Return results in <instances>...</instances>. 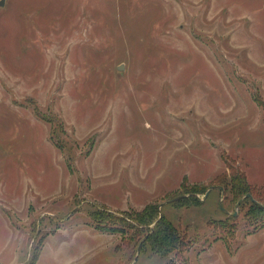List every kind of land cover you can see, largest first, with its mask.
<instances>
[{"label":"rangeland","instance_id":"1","mask_svg":"<svg viewBox=\"0 0 264 264\" xmlns=\"http://www.w3.org/2000/svg\"><path fill=\"white\" fill-rule=\"evenodd\" d=\"M0 3V264L43 237L37 264L129 263L137 246L90 213L154 202L190 241L170 264H264V224L219 184L264 185V0ZM39 115L62 120L70 164Z\"/></svg>","mask_w":264,"mask_h":264},{"label":"trees","instance_id":"2","mask_svg":"<svg viewBox=\"0 0 264 264\" xmlns=\"http://www.w3.org/2000/svg\"><path fill=\"white\" fill-rule=\"evenodd\" d=\"M39 117L51 125L50 141L57 148L66 150L68 164H70L75 160L72 154L74 148L73 145L69 146L67 141L62 142L61 140V134L65 133L62 120L53 115L49 117L39 115ZM66 138L69 140V137ZM232 170L230 179L226 180L225 183H219L223 186L221 193L226 196V199L230 198V201L241 200L240 198L243 197L238 207L249 202L250 208L247 210L246 214L252 219L259 221L261 225L264 224V185L260 188L253 187L247 181L244 172L238 169ZM247 194H250L256 202L246 197ZM191 198L192 199H187L182 197L173 200V204L179 207H191L194 204H198L195 197ZM174 199H176V197ZM235 216L236 215L233 213L228 219H235ZM90 217L97 231L112 235L119 234L122 236V241L124 243L127 241V243H125L126 246H129L131 243L137 246L133 259L130 260L129 263L120 262L119 264H137L138 253L144 250H149L152 255L164 259L166 264H170L172 258H180L190 248V241L187 233L182 228L175 225L174 222L165 215L157 202L147 204L141 210H136L132 213L125 212L121 215H114L110 213L109 210L102 207L94 209L90 213ZM228 227L230 228L231 225ZM128 230H133L134 233L130 234L128 239H124ZM221 232L222 237L225 238L230 235L231 231L222 228ZM138 242H140V244ZM44 243L45 237L41 239L40 246L34 249L27 261L21 264H37Z\"/></svg>","mask_w":264,"mask_h":264},{"label":"water","instance_id":"3","mask_svg":"<svg viewBox=\"0 0 264 264\" xmlns=\"http://www.w3.org/2000/svg\"><path fill=\"white\" fill-rule=\"evenodd\" d=\"M0 5L2 6L3 3H0ZM207 195H208V193H207ZM246 197H249V198H251V200H252L253 202H256V201L251 197L250 194H247ZM177 199H179V198H176V199H173V200H177ZM173 200H172V201H173ZM241 200H242V199H241ZM241 200L238 201L237 206H239ZM220 206H221L222 210H224L223 207H222V203L220 204ZM224 211H225V210H224ZM138 250H139V247H138Z\"/></svg>","mask_w":264,"mask_h":264}]
</instances>
